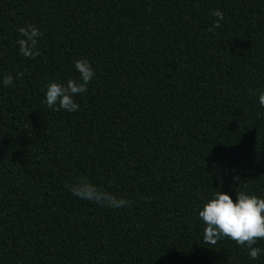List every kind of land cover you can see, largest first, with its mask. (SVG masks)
I'll list each match as a JSON object with an SVG mask.
<instances>
[{
  "label": "trees",
  "instance_id": "obj_1",
  "mask_svg": "<svg viewBox=\"0 0 264 264\" xmlns=\"http://www.w3.org/2000/svg\"><path fill=\"white\" fill-rule=\"evenodd\" d=\"M80 58L79 111H53L46 84ZM18 72L0 85V264H264L198 217L214 191L264 197V0H0V78ZM81 178L131 206L74 197Z\"/></svg>",
  "mask_w": 264,
  "mask_h": 264
},
{
  "label": "clouds",
  "instance_id": "obj_2",
  "mask_svg": "<svg viewBox=\"0 0 264 264\" xmlns=\"http://www.w3.org/2000/svg\"><path fill=\"white\" fill-rule=\"evenodd\" d=\"M211 14L216 17L213 27L220 28L221 21L224 20L223 12L214 9ZM16 33L15 45L20 56L35 59L41 55L39 45L43 33L37 26L22 25L17 27ZM73 67L78 76L69 77L66 81L52 80L46 84L44 103L53 111L78 112L80 104L76 97L87 92L88 85L96 76L93 64L87 58L74 60ZM21 76V72H18L16 77L5 75L0 78V85L9 87L13 85L14 79ZM257 100L260 107L264 108V91L258 92ZM234 180L239 183L238 177H234ZM69 190L78 199L110 209L131 206L126 197L116 195L87 179L74 180ZM198 217L205 225L203 239L206 243L215 245L217 241L228 237L237 245L247 248L250 259L256 260L264 255V249L255 246L258 239H264V197L235 191L233 198L227 192L214 191L198 210Z\"/></svg>",
  "mask_w": 264,
  "mask_h": 264
}]
</instances>
